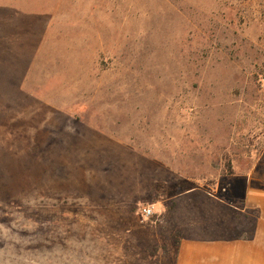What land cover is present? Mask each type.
I'll use <instances>...</instances> for the list:
<instances>
[{
  "label": "rangeland",
  "instance_id": "obj_1",
  "mask_svg": "<svg viewBox=\"0 0 264 264\" xmlns=\"http://www.w3.org/2000/svg\"><path fill=\"white\" fill-rule=\"evenodd\" d=\"M263 158L264 0H0V264H176Z\"/></svg>",
  "mask_w": 264,
  "mask_h": 264
},
{
  "label": "crops",
  "instance_id": "obj_2",
  "mask_svg": "<svg viewBox=\"0 0 264 264\" xmlns=\"http://www.w3.org/2000/svg\"><path fill=\"white\" fill-rule=\"evenodd\" d=\"M239 181L226 200L208 194L228 211L182 238L176 264H264V158Z\"/></svg>",
  "mask_w": 264,
  "mask_h": 264
},
{
  "label": "built area",
  "instance_id": "obj_3",
  "mask_svg": "<svg viewBox=\"0 0 264 264\" xmlns=\"http://www.w3.org/2000/svg\"><path fill=\"white\" fill-rule=\"evenodd\" d=\"M142 214L145 217H151L155 214V207L154 206H146L142 209Z\"/></svg>",
  "mask_w": 264,
  "mask_h": 264
},
{
  "label": "trees",
  "instance_id": "obj_4",
  "mask_svg": "<svg viewBox=\"0 0 264 264\" xmlns=\"http://www.w3.org/2000/svg\"><path fill=\"white\" fill-rule=\"evenodd\" d=\"M174 242H175V244H176V247L178 248V247H179V245H180V242H181V240H179V239H176V240H174Z\"/></svg>",
  "mask_w": 264,
  "mask_h": 264
}]
</instances>
